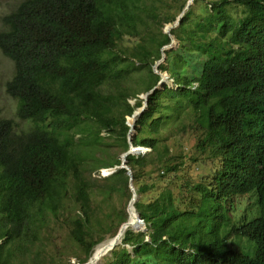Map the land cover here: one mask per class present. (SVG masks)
<instances>
[{"label": "trees", "instance_id": "trees-1", "mask_svg": "<svg viewBox=\"0 0 264 264\" xmlns=\"http://www.w3.org/2000/svg\"><path fill=\"white\" fill-rule=\"evenodd\" d=\"M204 1L170 31L178 48L158 71L173 87L150 94L135 122L133 146L150 151L127 165L146 231L126 230L108 264H264V0ZM186 3L22 0L2 19L0 51L14 65L5 91L32 128L0 118V264H61L72 250L83 264L128 221L129 177L114 150H128L126 119L159 82L153 65L171 42L163 25ZM183 136L195 137L189 158L208 165L181 184L196 196L184 202L190 188L176 184L147 199L153 185L141 180L179 172L184 155L171 148ZM101 169L114 170L99 183ZM250 195L256 211L221 234L223 203Z\"/></svg>", "mask_w": 264, "mask_h": 264}, {"label": "rangeland", "instance_id": "rangeland-1", "mask_svg": "<svg viewBox=\"0 0 264 264\" xmlns=\"http://www.w3.org/2000/svg\"><path fill=\"white\" fill-rule=\"evenodd\" d=\"M21 1L22 0H0V31L4 28L2 19L6 15L11 13ZM168 1L170 0H154V4L155 6L161 5L164 2H168ZM205 1H204V4H208L212 0H205ZM173 14H175V11L173 12ZM168 25H173V23L164 24L162 28V32H165L166 27ZM153 30L156 35H159V26H156ZM145 41L147 42L149 41V39L145 38ZM125 44H126L124 45L126 46L125 50L128 53H132L134 51L133 47L136 44L135 40L134 41L126 40ZM177 48H178V42L175 43V47L173 49H177ZM162 63H159L157 65L154 64L153 67H155V69L158 70V66ZM13 73H14L13 62L7 57H5L0 51V111H1L0 118L12 120L14 123L15 132H26L32 128V123L29 121L21 120L17 117L18 101L16 99L11 98L5 91L6 82L12 78ZM168 83H169V86L172 88L173 87L172 81L169 80ZM143 96H144L143 92H138V97L140 99ZM129 103L130 105H133L134 101L129 100ZM194 138L183 136L179 138L180 141L177 142V143L180 142L179 144L182 145V150H179V146L178 148L177 147L171 148V151L173 152V154L182 153L184 155V159H182L181 161L183 164L180 167L179 172H177L176 174H169L165 176L164 178H159L157 174H151L150 178H145V180H141L142 184L145 183L147 185H153V189H151L148 192L149 194L146 195L147 199L153 198L154 196H156L161 190L164 189L165 186L171 187L174 190L176 184L177 185L179 184V186H182L181 185L182 182H186V181H188L189 183L196 182L199 180L198 177L201 178V176L206 172L208 168L207 163L205 164H200L199 162L195 163L193 162L191 158H189L195 155V151L193 150V146L195 144ZM107 143L112 144L111 142H107ZM144 149H145V152L143 154L148 153L150 151L148 148H144ZM110 150H112V148ZM114 152H116V154L118 155L117 156L118 158L122 155L120 154L121 150L119 149L114 150ZM113 170L114 169H101L99 171L93 172L91 177L94 179H98L99 183H102V179L108 176L111 172H113ZM171 183H175V185ZM191 188H192V185H186L181 190V192L182 191L187 192V189L190 190L188 193H185L184 196H182V200L186 203L189 202L191 197L196 196V194L191 190ZM251 196L252 195L248 196L247 199L244 198L242 204H239V205L234 204L232 209H230L229 211L228 209L230 208V204L229 203L227 204L226 202L223 203L224 213H226V217H227L226 223L227 222L228 223L227 225L226 223L223 225L221 229V234H223L224 230L227 231L228 229L227 227L237 222L242 217V215H245V214L249 215L251 213L253 214L252 210L256 211V208H255L256 198H255V195L252 197ZM100 200H101L100 198L97 199V201H100ZM99 209L101 211L98 214H102L104 210V206L99 207ZM139 231L145 232L146 230L144 231L141 229ZM134 232L138 233V231H134ZM50 252H51L50 249L45 252L43 251V254L47 256L46 259H50V255H49ZM74 255H79V254H77V252L72 250V252H70L67 258H63L61 260V264H76V257ZM80 255L82 254L80 253ZM22 264H31V261L25 260L22 262ZM99 264H108L107 255L102 258Z\"/></svg>", "mask_w": 264, "mask_h": 264}, {"label": "water", "instance_id": "water-1", "mask_svg": "<svg viewBox=\"0 0 264 264\" xmlns=\"http://www.w3.org/2000/svg\"><path fill=\"white\" fill-rule=\"evenodd\" d=\"M194 0H187L186 3V7L184 8V10L182 11V13L177 17L176 21L173 23V25H168L166 27L165 30V34H168L170 37V44L161 48V58L160 60L155 63L156 65L159 63H162L165 59H166V51H169L171 49H173L175 47V43L177 42L176 39L170 35V31L174 28H176L179 24L180 21L184 15V13L189 9V7L191 6L192 2ZM153 71L155 74H157L158 76H160V80L157 83V85L151 89L149 92H147L146 94H144V96L141 98L142 99V106L140 108H138L131 117H127L126 119V125L128 126L129 130H128V134H127V143H128V150L123 153L120 156V166L119 169H123L126 171L127 176L129 177V190L132 194V198L128 204L127 207V213H128V221H126L125 223H123L120 228L118 229L117 234L115 235V237L109 241L108 243L104 244V246L100 249V251H98L97 253H94L93 256H91V258L83 263V264H99L100 261L102 260V258L104 256H106L110 251L113 250V248L117 245H121V241H122V233L124 231V229H129L132 226V223L129 222L130 220V214L132 213V208L134 209V203H136L137 201V193L135 191L134 188V183H133V176H132V172L130 170V168L127 165V157L129 155H139L140 153L143 154L145 152V150H143L144 148L142 147H134L133 143H132V138L135 135V122L136 119L145 111L146 107H147V98L150 94H152L155 90L157 89H163L164 85L169 86V77L167 74L165 73H160L157 69H155V67H153ZM128 118H131L132 120V124L129 123ZM135 210V209H134ZM131 212V213H130ZM136 220L138 223H141L143 225V229L142 230H146V226L144 221L140 218V216L136 213ZM132 230V229H131ZM134 231V230H132ZM141 232V231H138Z\"/></svg>", "mask_w": 264, "mask_h": 264}, {"label": "bare ground", "instance_id": "bare-ground-1", "mask_svg": "<svg viewBox=\"0 0 264 264\" xmlns=\"http://www.w3.org/2000/svg\"><path fill=\"white\" fill-rule=\"evenodd\" d=\"M188 1H190V0H188ZM130 124H132V120H130V122H129ZM143 150H145V149H143ZM131 210H133V216H131V214H130V220H129V222L130 223H132V226H131V228H129V229H132V230H134V229H143V225L141 224V223H138L137 222V220H136V212H135V210L132 208ZM131 213V212H130ZM137 226V228H135V227ZM134 227V228H133ZM126 230H128V229H124V231H123V233L122 234H124L125 233V231ZM134 231H139V230H134ZM123 236V235H122ZM113 239V238H112ZM112 239H110V240H107L106 241V243H108L109 241H111ZM105 243V244H106ZM104 246V245H103ZM95 250V249H94ZM96 253V252H95ZM94 254H92V256H93Z\"/></svg>", "mask_w": 264, "mask_h": 264}, {"label": "clouds", "instance_id": "clouds-1", "mask_svg": "<svg viewBox=\"0 0 264 264\" xmlns=\"http://www.w3.org/2000/svg\"><path fill=\"white\" fill-rule=\"evenodd\" d=\"M141 154V153H140Z\"/></svg>", "mask_w": 264, "mask_h": 264}]
</instances>
